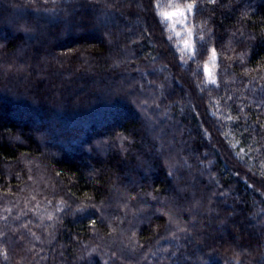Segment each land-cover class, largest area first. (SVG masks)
Segmentation results:
<instances>
[{"label": "trees", "instance_id": "obj_1", "mask_svg": "<svg viewBox=\"0 0 264 264\" xmlns=\"http://www.w3.org/2000/svg\"><path fill=\"white\" fill-rule=\"evenodd\" d=\"M182 2L68 0L45 14L0 0V38L24 37L0 41V264H244L264 236V0L197 5L218 54L203 91L192 73L209 38L194 33L192 58L187 32L161 15ZM45 16L48 43L16 29ZM146 147L160 150L163 182Z\"/></svg>", "mask_w": 264, "mask_h": 264}, {"label": "clouds", "instance_id": "obj_2", "mask_svg": "<svg viewBox=\"0 0 264 264\" xmlns=\"http://www.w3.org/2000/svg\"><path fill=\"white\" fill-rule=\"evenodd\" d=\"M22 2L25 6H29V5L34 6V10L38 13L51 14L53 12H56L57 9L61 5L68 3V0H22ZM93 2L99 3V2H101V0H88V3H93ZM217 2H218V0H216L215 4ZM205 3L215 5L211 2V0H183L181 7L185 9V14L183 16H180L182 18L181 23H184L186 20L187 21V27L191 30V35H189V31L187 32V37H188L187 40L191 41L192 47H190L188 49L185 48V50L189 56H191L192 58H195V56H196V46H195V43L193 42L194 33H195L196 37L198 38V40L201 42L205 41L206 36L209 38L208 52L210 54V59H208V57L206 56L207 62L198 63L196 65V72L192 73L193 77L196 78V86L198 88H200L201 91H203V88L206 87L208 83H210L208 74H207L206 69H205V66L207 65L211 69L213 74L217 70V61H213L211 59L212 50L215 49V47L212 46V42H211L213 29L208 26V21L206 19H202V20L193 22V17L195 16V9H196L197 5L198 4L202 5ZM189 5L192 6L190 9H189ZM81 6L85 7L86 5L82 4ZM172 6L173 7L176 6L175 2H173ZM137 7L142 12H147V11L155 12L156 8L159 7V0H150V3L148 2V0H145V3L139 4V5H137ZM60 10L64 12L65 16L72 15L71 10L68 8H61ZM50 23H53V21L48 19L47 16H45L43 18H37L36 20H31V21L24 19V20H20L18 23H16V29L18 32H28V31L35 32L38 35L33 36V37H29V39L37 40L40 37H43L42 43H48L49 41H51L54 38L53 33L47 32L45 29V25L50 24ZM144 31L145 32L148 31L147 27L144 28ZM262 31H264V30H262ZM233 35H235V33H233ZM140 38H142V37H140ZM22 39H24L23 36L13 34L12 37L0 38V41H4L7 43L10 41L14 42V41L22 40ZM168 39H171V36H169ZM248 39L255 40L256 37L255 36H249ZM131 43H137V40H132ZM3 48H4V43H0V49H3ZM152 59L155 60L156 57H153ZM181 60L185 64H187V62H188L183 56H181ZM124 62H127V61H124ZM120 63L121 62H115L113 64V66L118 67ZM3 67H4L3 65H0V69H2ZM164 67H167V65H164ZM201 68H202L203 72L205 73V77H197V72ZM20 71H21V68H17L13 64V65H10L4 71L3 74L5 77L10 76L12 78H15L16 74ZM159 87L162 88L163 85H160ZM119 106H124V107L130 108L127 105H119ZM157 106H159V105H157ZM135 119H136V117H135ZM129 120H133V119H129ZM123 126H124V123L120 127H123ZM120 139L121 140L128 139L129 144L133 143V141H131L127 137H121ZM124 151L127 152L128 149H124ZM145 151H147L149 153L148 159L153 165V171L155 173V177H159V180H157V181L163 182L164 170L160 164V155H159L160 150L159 149L152 150V148L146 147ZM142 155H143V153H141L140 156H137V160H139ZM89 157H90V159L92 158L90 156V154H89ZM21 159L23 160L24 158L21 157ZM119 167L121 168V170H126L129 167H131L132 169H135L136 165L134 163H131V161L120 160L119 161ZM167 175L171 176L172 175L171 171H169ZM147 195L152 200L159 199L161 204H163L165 201L164 197L154 196L151 192L147 193ZM261 195H264V193H261ZM145 211H147V208H145ZM160 212H161V208L157 207L154 210V212H152L150 215L145 217V221L150 222L151 215H154L155 213H160ZM233 214L234 213H230V215H233ZM225 222L226 221L224 219H221L219 221V224L223 225ZM173 235H175V233H173ZM189 235H191V233H189ZM189 243H194V239L189 240ZM250 243H252V251H248V249H245V251H244V257H245L244 264H253V261H259V264H264V236H261L260 240H258V241L254 240ZM113 255H115V254H113ZM230 259L234 260L235 264H241L240 254L234 255V256L230 257ZM105 264H107V261H105ZM225 264H227V262H225Z\"/></svg>", "mask_w": 264, "mask_h": 264}, {"label": "snow or ice", "instance_id": "obj_3", "mask_svg": "<svg viewBox=\"0 0 264 264\" xmlns=\"http://www.w3.org/2000/svg\"><path fill=\"white\" fill-rule=\"evenodd\" d=\"M211 2H212L213 4H215L216 0H211ZM191 7H192V6L189 5V9H190ZM184 14H185V9H184V8H179V7L176 9V11H173V12H171V13H169V12H163V13H161V15H163L166 19H172V18L175 17V16H183ZM176 35L179 36L180 33L177 32ZM189 35H191V30H190V29H189ZM184 46H185L186 49L192 47V45H191V41H189V40L184 41ZM193 54H194V53H193ZM217 56H218L217 51H216L215 49H213V50H212V57H211V59H212L213 61H217ZM205 69H206V72H207L208 77H209V82H210L211 84H214V85L217 84V80H216V78L214 77V74L212 73L211 69H210L207 65L205 66ZM232 119H234V117H232L231 115H229V116H228V120H232ZM262 127H264V125H262ZM205 136H208V138L210 139V135L208 134L207 130H205ZM233 147H235V145H233ZM209 163H211V162H209ZM261 175L264 176V172H262ZM37 207H39V205H37ZM60 210H62V209H60ZM48 219L51 220V219H52V216L49 215V216H48ZM169 223H175V224H176V227H177L178 230H180V231H186V229H183V228L179 225V223L176 222V221L173 219L172 216H169ZM91 227H93V228L96 227L95 221L92 222ZM2 236H3V233H0V237H2ZM134 237H135V233L132 234V237H130V240H134ZM136 243L138 244V242H136ZM0 255H3L4 259H7V258H8L6 252L0 253Z\"/></svg>", "mask_w": 264, "mask_h": 264}, {"label": "rangeland", "instance_id": "obj_4", "mask_svg": "<svg viewBox=\"0 0 264 264\" xmlns=\"http://www.w3.org/2000/svg\"><path fill=\"white\" fill-rule=\"evenodd\" d=\"M181 19L180 16H175L173 17V22L174 24L179 25L183 31L188 32L189 28L187 27V21L185 20L184 23H181Z\"/></svg>", "mask_w": 264, "mask_h": 264}]
</instances>
